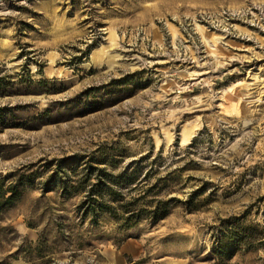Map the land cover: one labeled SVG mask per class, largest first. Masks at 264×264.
Here are the masks:
<instances>
[{
  "label": "rangeland",
  "instance_id": "obj_1",
  "mask_svg": "<svg viewBox=\"0 0 264 264\" xmlns=\"http://www.w3.org/2000/svg\"><path fill=\"white\" fill-rule=\"evenodd\" d=\"M104 147L143 188L204 187L199 208L83 222L86 189L50 175ZM16 170L39 176L0 213V264H264V0H0V178ZM235 217L262 235L222 259Z\"/></svg>",
  "mask_w": 264,
  "mask_h": 264
},
{
  "label": "trees",
  "instance_id": "obj_2",
  "mask_svg": "<svg viewBox=\"0 0 264 264\" xmlns=\"http://www.w3.org/2000/svg\"><path fill=\"white\" fill-rule=\"evenodd\" d=\"M111 149L112 147H104L99 156H94L84 168L82 177L70 176L62 164L50 175L53 187L61 188L65 197H72L86 189L77 206L79 218L83 222L99 225L101 219L107 217L115 221L118 229L124 231L145 219L152 223L158 222L180 205L190 211L199 208L200 204L196 202V198L205 192L204 187L192 191L185 201L176 195L169 196L173 185L178 183V175L158 177L155 182L143 188V184L146 185L147 181H150L151 172L148 171V174L142 176L138 166L126 167L118 173L110 171L109 165L114 168L117 166L112 156L114 150ZM74 161L69 162L70 171L77 174L74 167L76 159ZM17 173L19 170L0 178V213L14 206L21 199L24 189L32 186L39 176L37 170L23 172L8 184V179L15 177ZM138 190L141 191L137 193ZM221 233L213 251L222 259L232 257L243 246L251 250L262 235L258 225L246 223L240 217L232 218L229 229Z\"/></svg>",
  "mask_w": 264,
  "mask_h": 264
}]
</instances>
